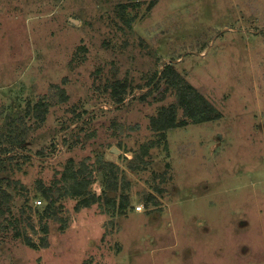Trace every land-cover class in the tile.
<instances>
[{
	"label": "rangeland",
	"instance_id": "rangeland-1",
	"mask_svg": "<svg viewBox=\"0 0 264 264\" xmlns=\"http://www.w3.org/2000/svg\"><path fill=\"white\" fill-rule=\"evenodd\" d=\"M0 264H264V0H0Z\"/></svg>",
	"mask_w": 264,
	"mask_h": 264
},
{
	"label": "trees",
	"instance_id": "trees-1",
	"mask_svg": "<svg viewBox=\"0 0 264 264\" xmlns=\"http://www.w3.org/2000/svg\"><path fill=\"white\" fill-rule=\"evenodd\" d=\"M171 68L167 66L164 70L165 75L169 74ZM171 81L173 87L177 90L178 105H173L169 108H163L159 116L153 120V125L161 132L165 133L167 130L175 128L177 126L176 112L179 107L183 109L187 116L192 117L195 123H201L211 119V114L215 112L214 108L209 105L198 92L185 80L176 79ZM36 117L45 120L48 112V106L44 103H38L33 109ZM84 173L82 170L71 172V174L65 173V180L68 183L67 193L73 197L80 198L78 207L91 206L94 201L97 200L96 195L88 193L89 182L86 178L81 176ZM117 188V186H114ZM44 195L47 196V190L44 191ZM55 200H51L54 203ZM113 208L116 203L112 200ZM127 201H123L119 206L121 214L124 213L127 208Z\"/></svg>",
	"mask_w": 264,
	"mask_h": 264
},
{
	"label": "water",
	"instance_id": "water-1",
	"mask_svg": "<svg viewBox=\"0 0 264 264\" xmlns=\"http://www.w3.org/2000/svg\"><path fill=\"white\" fill-rule=\"evenodd\" d=\"M111 152L114 153V154H120V150L118 148H116V147H113L111 149Z\"/></svg>",
	"mask_w": 264,
	"mask_h": 264
},
{
	"label": "built area",
	"instance_id": "built-area-1",
	"mask_svg": "<svg viewBox=\"0 0 264 264\" xmlns=\"http://www.w3.org/2000/svg\"><path fill=\"white\" fill-rule=\"evenodd\" d=\"M141 209V208H140Z\"/></svg>",
	"mask_w": 264,
	"mask_h": 264
}]
</instances>
